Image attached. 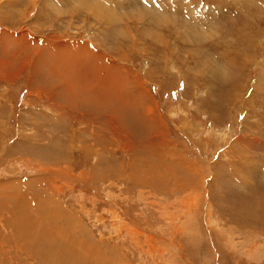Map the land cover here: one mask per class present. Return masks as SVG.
Listing matches in <instances>:
<instances>
[{"label":"rangeland","instance_id":"rangeland-1","mask_svg":"<svg viewBox=\"0 0 264 264\" xmlns=\"http://www.w3.org/2000/svg\"><path fill=\"white\" fill-rule=\"evenodd\" d=\"M0 264H264V0H0Z\"/></svg>","mask_w":264,"mask_h":264},{"label":"bare ground","instance_id":"bare-ground-1","mask_svg":"<svg viewBox=\"0 0 264 264\" xmlns=\"http://www.w3.org/2000/svg\"><path fill=\"white\" fill-rule=\"evenodd\" d=\"M60 48V47H59ZM93 55V54H92ZM84 63V62H83ZM99 63V62H98ZM76 65H80L81 67L83 66L82 64H76ZM91 66H89V68H88V65H87V69H86V71H83L82 70V68L80 69V68H78L77 70H76V72L78 73V71L79 72H81V75L79 74V76H82V75H85V74H87L89 71H90V68ZM83 68H85V66L83 67ZM107 68V67H106ZM51 69V70H50ZM49 71H50V73L52 74H54L55 76L56 75H61L62 76V71H61V69H58L56 66H50V68H49ZM70 71V70H69ZM102 71V70H101ZM71 73V72H70ZM76 74V73H75ZM75 77V76H74ZM67 78V77H66ZM96 78H98V77H96ZM87 79V81L86 80H84V81H81V84L82 85H84L81 89H80V91H82V90H85V88H87L86 90H93L92 89V86L89 84V86H87L88 85V83L91 81V79H93V76L91 75V73L90 74H88V78H86ZM76 80H78V79H76ZM79 80H80V78H79ZM101 80V79H100ZM73 81V80H72ZM78 82V81H77ZM72 83V82H71ZM97 83H98V80H97ZM73 84V83H72ZM72 84H70L69 86H67L68 87V89H71V85ZM92 84V83H91ZM74 85H75V83H74ZM105 85V84H104ZM76 86V85H75ZM77 87V86H76ZM100 87H102V85L100 86ZM105 87V86H104ZM78 88V87H77ZM67 89V88H66ZM79 89V88H78ZM78 91V90H77ZM76 91V92H77ZM88 92H90V91H88ZM92 92H94V91H92ZM96 92H98V90L96 91ZM103 92V91H102ZM117 92V91H116ZM101 93V92H100ZM99 93V94H100ZM110 96V95H109ZM107 98V97H106ZM14 196L15 195H12V197L14 198ZM11 198V197H10ZM49 210V209H48ZM55 211H58L56 208L54 209ZM17 211H19V210H17ZM46 213L48 214V212L46 211ZM58 213H59V211H58ZM47 214H46V218L44 217V219H43V216L42 217H39V218H41V221H39L40 219L39 218H37L38 216H41V214H40V212H36V215H34V216H36V217H34V218H32V219H30V216H29V214H28V219L26 218L25 220H21V222L22 223H20V229H19V233H22V232H26V236L28 235V233H30L31 231V233L33 234V235H35V236H39V234H45V235H48L49 237H51V238H53V236H54V234L56 233V230L55 229H57V231H61V229L60 230H58V228H57V226H54L55 227V229H53V227H52V225H50L49 223H50V221L48 220V218L49 217H51V218H53L54 219V217L57 215L56 213L55 214H51L50 216H47ZM60 214V213H59ZM25 216V212H23V213H21V217H24ZM59 216V215H58ZM19 220V219H18ZM45 222H49L48 223V225H49V227H48V229H46V231H44V229L41 227V224H44ZM55 224V223H54ZM44 235V236H45ZM32 236V235H31ZM48 236H46L47 238H48ZM56 237V236H55ZM29 238H31L30 236H29ZM36 239H37V237H36ZM60 239V238H59ZM38 240H39V237H38ZM63 240V239H62ZM55 243V242H54ZM64 243V242H63ZM47 244H49V243H47ZM51 247H54L55 245H53V244H49ZM62 246V245H61ZM68 247V246H67ZM56 248V247H55ZM61 249V248H60ZM62 250V249H61ZM65 250H66V248H65ZM64 250V251H65ZM84 252V251H83ZM71 255V254H70ZM68 256V255H67ZM65 257H66V255H65ZM76 257V256H75ZM78 258V257H77ZM69 261V260H68ZM77 263V262H76Z\"/></svg>","mask_w":264,"mask_h":264}]
</instances>
